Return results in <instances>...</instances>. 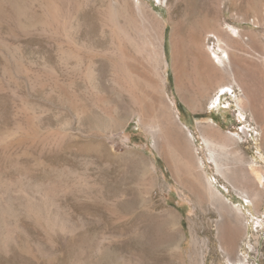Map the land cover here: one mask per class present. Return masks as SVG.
Masks as SVG:
<instances>
[{
    "label": "rangeland",
    "instance_id": "374dc122",
    "mask_svg": "<svg viewBox=\"0 0 264 264\" xmlns=\"http://www.w3.org/2000/svg\"><path fill=\"white\" fill-rule=\"evenodd\" d=\"M0 264H264V0H0Z\"/></svg>",
    "mask_w": 264,
    "mask_h": 264
},
{
    "label": "bare ground",
    "instance_id": "6f19581e",
    "mask_svg": "<svg viewBox=\"0 0 264 264\" xmlns=\"http://www.w3.org/2000/svg\"><path fill=\"white\" fill-rule=\"evenodd\" d=\"M219 60H222V59H219ZM208 61V60H207ZM223 61V60H222ZM258 178V177H257ZM261 178V177H260ZM210 189V188H209ZM217 194V193H216ZM217 196H219L220 198L223 196V195H221V194H217ZM222 199V198H221ZM223 200V199H222ZM225 201V200H224ZM228 254H230V255H233V253L232 252H228Z\"/></svg>",
    "mask_w": 264,
    "mask_h": 264
}]
</instances>
